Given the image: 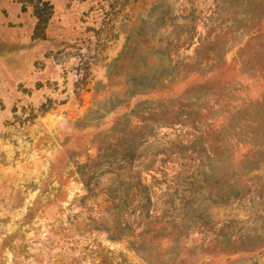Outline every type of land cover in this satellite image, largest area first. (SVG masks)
<instances>
[{
	"label": "rangeland",
	"instance_id": "rangeland-1",
	"mask_svg": "<svg viewBox=\"0 0 264 264\" xmlns=\"http://www.w3.org/2000/svg\"><path fill=\"white\" fill-rule=\"evenodd\" d=\"M0 264H264V0H0Z\"/></svg>",
	"mask_w": 264,
	"mask_h": 264
},
{
	"label": "trees",
	"instance_id": "trees-1",
	"mask_svg": "<svg viewBox=\"0 0 264 264\" xmlns=\"http://www.w3.org/2000/svg\"><path fill=\"white\" fill-rule=\"evenodd\" d=\"M129 1L134 2L135 0H127V2H129Z\"/></svg>",
	"mask_w": 264,
	"mask_h": 264
}]
</instances>
